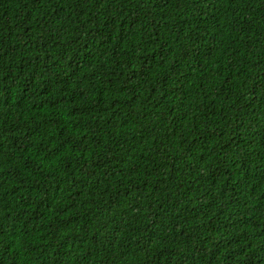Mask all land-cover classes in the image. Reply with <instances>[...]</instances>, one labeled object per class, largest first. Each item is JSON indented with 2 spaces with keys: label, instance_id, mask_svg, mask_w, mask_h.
<instances>
[{
  "label": "trees",
  "instance_id": "obj_1",
  "mask_svg": "<svg viewBox=\"0 0 264 264\" xmlns=\"http://www.w3.org/2000/svg\"><path fill=\"white\" fill-rule=\"evenodd\" d=\"M0 264H264V0H0Z\"/></svg>",
  "mask_w": 264,
  "mask_h": 264
}]
</instances>
